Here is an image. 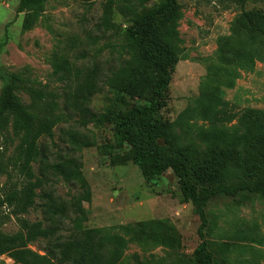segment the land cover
Masks as SVG:
<instances>
[{
	"label": "rangeland",
	"instance_id": "obj_1",
	"mask_svg": "<svg viewBox=\"0 0 264 264\" xmlns=\"http://www.w3.org/2000/svg\"><path fill=\"white\" fill-rule=\"evenodd\" d=\"M103 1L45 0L37 23L23 31V13L16 12L19 0H0V87L1 74L9 72L60 91L62 83L52 74L54 50L63 52L77 68L96 65L102 76L130 61L126 82L132 83L128 90L104 87L103 92L93 95L90 108L96 113V122L83 128L78 120L68 119L54 128L51 139L42 140L52 157L66 151V130L79 129L94 141L93 146L80 152L82 173L91 191L90 202L83 203L87 219L75 225L66 220L63 234H68L71 226L109 227L127 240L124 264H198L193 260V251L200 242L197 233L200 221L191 203L183 199L175 174L167 169L146 180L133 161L130 146L120 145L115 134L117 119L133 105L147 101L158 74L145 65L140 48L125 40L120 31L103 34L97 30ZM175 1L181 12L176 23L179 60L171 69L158 119L165 124L173 122L202 94L229 102L231 111H239V119L221 124L226 135L210 137L208 124L202 120L177 124L158 142L170 154L184 153L190 172L210 166L218 174L214 184L253 180L264 166V127L252 129L246 139L234 141L228 136L234 128L252 121V117L244 116L246 108L264 110V63L256 62L252 71H241L229 88L225 84L229 82L230 64L225 55L217 56L218 41L235 32L242 19L241 10L232 0ZM244 11L264 15V0H246ZM237 41L235 34L232 42ZM19 95L26 101L24 94ZM6 144L10 154L16 141ZM34 171L39 173L37 165ZM8 185L6 176H0V194ZM78 190L62 179L51 178L37 193L53 191L69 199ZM41 202L37 196L35 206L21 217L31 222L43 221ZM10 209L0 207V230L8 234L18 229ZM205 210L208 218L205 238L217 264H264V198L253 194L214 198L207 202ZM118 225L128 228L121 229ZM165 238L168 245L163 243ZM42 246V241L30 245L40 252ZM0 264L13 261L1 255Z\"/></svg>",
	"mask_w": 264,
	"mask_h": 264
},
{
	"label": "trees",
	"instance_id": "obj_2",
	"mask_svg": "<svg viewBox=\"0 0 264 264\" xmlns=\"http://www.w3.org/2000/svg\"><path fill=\"white\" fill-rule=\"evenodd\" d=\"M44 1L19 0L16 12L23 13V31L37 23ZM232 1L241 10L242 19L231 36L220 38L217 51V56L225 55L230 64L229 82L225 84L229 88L234 86L241 71H252L256 62L264 63V15L244 11L246 0ZM180 18V8L175 0H104L96 26L103 34L120 31L125 40L140 48L145 65L158 74L147 101L135 104L123 113L117 119L114 131L120 145L130 146L133 161L146 180L167 169L172 170L183 199L191 203L200 221L197 229L200 242L193 251V260L198 264H217L205 238L208 225L205 206L211 199L241 194L264 198V166L253 180L214 184L218 174L210 166L204 165L198 171L190 172L184 153L170 154L166 146L158 142L171 126L177 124L202 120L208 124L210 137L226 135L221 124L239 119V111H231L229 102L208 94L200 95L173 122L165 124L158 119L161 101L171 80V69L179 60L176 23ZM122 25H125L123 29ZM235 34L238 43L232 42ZM51 65L52 74L62 83L60 91L36 79L12 76L9 72L1 74L0 176L5 175L9 185L0 194V207L11 208L10 214L15 216L18 229L11 234L0 230V256L9 257L13 264H124L127 240L109 227L75 229L71 226L68 234H63L66 220L75 225L87 219L83 203L90 202L91 191L82 173L80 152L84 147L93 146V139L79 129L66 130V151L56 153L54 157L42 140L51 139L54 128L68 119L78 120L79 127L83 128L96 122V113L90 108L93 95L103 92L104 87L128 90L132 80L126 82V76L131 63L125 61L118 69L102 76L96 65L77 68L63 52L54 50ZM19 92L27 97L26 101ZM243 113L253 119L234 128L228 136L230 140L246 139L252 129L264 127V110L246 108ZM255 113L261 116L254 117ZM14 141V149L8 154L6 143ZM34 165L38 166V174ZM51 178L62 179L79 190L69 199L53 191L38 194L37 189H43ZM37 196L42 200L40 207L44 219L31 222L21 215L35 206ZM117 227L127 230L128 225ZM166 238L163 243L168 245ZM38 241L43 242L41 252L30 247Z\"/></svg>",
	"mask_w": 264,
	"mask_h": 264
}]
</instances>
